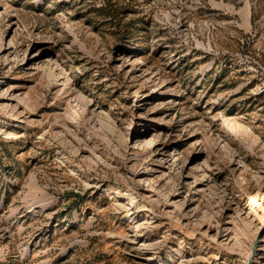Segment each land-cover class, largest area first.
<instances>
[{
    "label": "rangeland",
    "instance_id": "374dc122",
    "mask_svg": "<svg viewBox=\"0 0 264 264\" xmlns=\"http://www.w3.org/2000/svg\"><path fill=\"white\" fill-rule=\"evenodd\" d=\"M0 264H264V0H0Z\"/></svg>",
    "mask_w": 264,
    "mask_h": 264
}]
</instances>
